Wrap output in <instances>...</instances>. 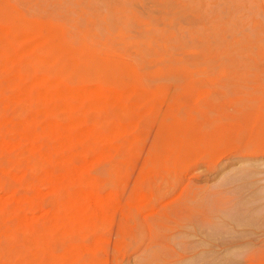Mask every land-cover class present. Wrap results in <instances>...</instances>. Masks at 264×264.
<instances>
[{
  "label": "rangeland",
  "instance_id": "rangeland-1",
  "mask_svg": "<svg viewBox=\"0 0 264 264\" xmlns=\"http://www.w3.org/2000/svg\"><path fill=\"white\" fill-rule=\"evenodd\" d=\"M0 264H264V0H0Z\"/></svg>",
  "mask_w": 264,
  "mask_h": 264
}]
</instances>
